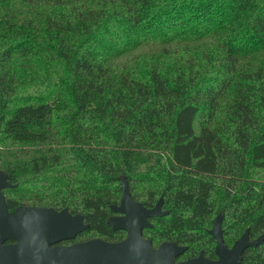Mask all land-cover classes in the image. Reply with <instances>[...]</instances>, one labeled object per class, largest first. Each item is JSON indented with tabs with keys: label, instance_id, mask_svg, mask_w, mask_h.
Masks as SVG:
<instances>
[{
	"label": "trees",
	"instance_id": "obj_1",
	"mask_svg": "<svg viewBox=\"0 0 264 264\" xmlns=\"http://www.w3.org/2000/svg\"><path fill=\"white\" fill-rule=\"evenodd\" d=\"M0 171L9 212L82 217L62 245L124 238L123 177L161 198L141 235L175 261L213 256L219 215L227 246L263 235L241 262L264 264V0H0Z\"/></svg>",
	"mask_w": 264,
	"mask_h": 264
},
{
	"label": "water",
	"instance_id": "obj_2",
	"mask_svg": "<svg viewBox=\"0 0 264 264\" xmlns=\"http://www.w3.org/2000/svg\"><path fill=\"white\" fill-rule=\"evenodd\" d=\"M0 171V264H243L241 253L248 246H256L260 234L249 239L247 229L227 248L221 237L220 216L212 221L207 232L215 240V259L197 256L175 261L185 246L162 241L153 247L143 238L142 229L150 227L149 218L167 213L161 210V198L152 207L145 208L130 198L127 183L120 178V199L111 205L113 213L106 219L113 230L125 232L116 242L90 238L62 245L86 228L82 217L71 215L65 208L56 211L50 207L18 206L8 211L1 190L11 187ZM8 239L12 241L7 242Z\"/></svg>",
	"mask_w": 264,
	"mask_h": 264
},
{
	"label": "flooded vegetation",
	"instance_id": "obj_3",
	"mask_svg": "<svg viewBox=\"0 0 264 264\" xmlns=\"http://www.w3.org/2000/svg\"><path fill=\"white\" fill-rule=\"evenodd\" d=\"M162 210V209H161ZM114 215H118V214H114ZM148 221H149V219H148ZM124 232V231H123ZM125 233V232H124ZM212 237V236H211ZM212 239H213V237H212ZM61 242V241H60ZM60 242H59V244H60ZM213 242H214V244H215V240L213 239ZM214 244H213V247H212V252H213V256L212 257H208L207 259H215L216 258V256H215V254H214V251H213V249H214ZM224 244V243H223ZM225 245V244H224ZM227 248L229 247V246H227V245H225ZM203 255V254H202ZM179 256V255H178ZM197 256V255H196ZM205 257V256H204ZM192 258V257H191ZM206 258V257H205ZM187 259V258H186ZM182 260H184V259H182ZM182 260H178V261H182Z\"/></svg>",
	"mask_w": 264,
	"mask_h": 264
},
{
	"label": "rangeland",
	"instance_id": "obj_4",
	"mask_svg": "<svg viewBox=\"0 0 264 264\" xmlns=\"http://www.w3.org/2000/svg\"><path fill=\"white\" fill-rule=\"evenodd\" d=\"M258 176H260V174Z\"/></svg>",
	"mask_w": 264,
	"mask_h": 264
}]
</instances>
